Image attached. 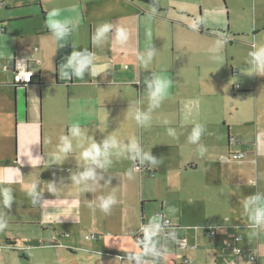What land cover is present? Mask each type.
I'll return each mask as SVG.
<instances>
[{
    "label": "crops",
    "instance_id": "obj_1",
    "mask_svg": "<svg viewBox=\"0 0 264 264\" xmlns=\"http://www.w3.org/2000/svg\"><path fill=\"white\" fill-rule=\"evenodd\" d=\"M134 1L128 5L139 26L134 42L120 43L114 36L115 29L126 27L115 22L122 16L107 13L93 20L90 15L84 19L81 36L74 34L71 43L77 44L74 51L87 50L95 57L93 71L83 78L65 77L62 65L67 63L58 62L55 85L77 88L72 121L66 119L64 125L100 129V145L109 136L123 146L135 139L141 156L150 152L159 161L153 166V160L141 163L126 158L129 170L135 162L141 164L142 171H137L141 179L152 181L147 199L155 207L160 205L164 219L171 217L161 232L162 241H173V250H162L164 264H264V227L253 228L243 207L248 196L264 193V74L256 72L249 55L259 45L257 33L253 39L244 32L237 40L230 37L231 30L227 27L229 32H224L219 23L224 4L217 0H192L180 8L166 9L165 14L144 13ZM209 8L215 12L208 22ZM260 8L264 10L263 0H251L248 10L256 14ZM149 20L158 23L155 32L147 25ZM104 22L112 25V33H105L94 44L93 35ZM3 23L0 35L10 24ZM39 31L38 37L53 35L48 27ZM38 46L45 60L41 41ZM35 47L36 42L29 40L18 51L0 48V61L6 66V72L0 68V222L7 223L0 230V264H136L122 258L125 253L119 251L123 250H108L107 240L96 230L99 200L94 196L83 199L80 194L66 198L61 187L66 184L49 185L48 180L38 182L36 178L55 174L62 159L58 152L41 149L42 117L36 103V92L41 100L44 86L41 72L33 71L39 77L29 84L14 82L15 59L25 61L29 69L31 63L43 65L41 51L35 55L40 59H31ZM148 49L155 54L145 64L140 57ZM154 73L167 76L171 84L159 106L151 109L150 120L138 124L135 111H149L146 81ZM197 124L204 131L199 141L191 143L189 136ZM169 129L175 131L174 136ZM43 130L45 135V117ZM239 152L245 154L243 159L231 158ZM33 183L36 193L28 195ZM4 189L11 191L10 207L3 204ZM84 208L91 211L90 222L83 215ZM172 221L201 226L184 232ZM171 228L175 239L167 238ZM165 254H173L175 262Z\"/></svg>",
    "mask_w": 264,
    "mask_h": 264
},
{
    "label": "rangeland",
    "instance_id": "obj_2",
    "mask_svg": "<svg viewBox=\"0 0 264 264\" xmlns=\"http://www.w3.org/2000/svg\"><path fill=\"white\" fill-rule=\"evenodd\" d=\"M128 4H126V2ZM192 0H154L156 7L145 0H135L134 2L144 13L148 11L166 13V9L173 7L180 8L183 4ZM216 1V0H215ZM224 4V11L220 13V25L223 26V31H230V37H235V40L242 38V35L249 34V39H253L252 35L256 34L257 43H264V10L258 9L256 14H252L248 8L251 0H217ZM264 1V0H263ZM42 8L40 7V4ZM131 0H0V22L7 25V30L4 35H0V46L4 50L13 52L24 45L27 41L36 42V47L32 52L31 59L41 51L43 65L39 63H31L30 69L34 72H41L44 86L41 90V100L36 92L37 106L40 115L41 110V149L46 152H58L61 155V165L55 174L36 176L38 182L48 180V184L63 183L66 186H61L65 190V196L81 195L83 199H90L94 196L100 202V197L114 195L116 203L113 204L108 213H105L100 207L96 209L95 228L107 240V245L111 247L108 250H123L125 254L135 255L141 252L139 245L135 240V236L139 233L144 235L143 228L150 219L154 216H160V205L153 206V203L147 199L151 193L150 186L152 181L148 178L141 179L140 174L133 168L129 170V161L125 156L117 158L115 155L111 157L112 163L107 169L98 167L95 164L85 162L82 157V151L87 148L92 142L98 143L99 131L93 127H80L82 135L72 138V150L74 153H60L58 145L62 135H70V128L65 127L66 119L72 121V104L77 88L58 87L54 83L55 76L59 75L58 62L61 64L67 63V58L77 47L76 43H71L74 39V34L80 33V29L84 27V19L90 17L93 20H98L104 14H112L116 19V23L121 22L126 27L128 39L127 42H134L139 31L138 21L130 15L132 9L129 3ZM208 3H211L209 1ZM230 5V7H229ZM42 9L46 12L45 19L42 16ZM53 9H59L61 12L60 18H68L76 25L75 29L70 32L63 40L57 41L54 35L38 37L41 29L46 30L47 14ZM200 14L201 11H198ZM214 9H208L205 14V20L209 22L212 18ZM127 14L129 16H127ZM111 15V16H112ZM210 16V17H207ZM150 19V18H144ZM149 28L155 32L158 23L154 20H149ZM109 23V22H108ZM104 22L103 24H108ZM70 29L72 25H69ZM208 26V25H207ZM122 28V26L120 27ZM259 28L260 31H257ZM116 29L114 36L116 35ZM91 26L85 29L87 41L89 40ZM229 32V31H228ZM227 32V33H228ZM244 32V33H243ZM112 33L111 29L108 31ZM88 34V35H87ZM81 33L77 35L79 38ZM248 39V37H247ZM42 42L45 48V57L43 48L38 46ZM63 42V43H62ZM92 42V39H91ZM250 43H256L251 40ZM171 50H168L167 58L170 57ZM0 68L6 72V66L0 61ZM59 79V76H58ZM58 82L61 83L60 80ZM29 102V101H28ZM31 103V102H30ZM43 117H45V135L43 130ZM104 128V127H103ZM101 128V129H103ZM40 138V135H39ZM40 146V145H39ZM133 165V164H132ZM91 168L95 176L90 178L87 183L88 189L80 185V192H76L78 186L73 177L79 178L80 174ZM125 169V173H122ZM131 173V175H129ZM44 174V173H43ZM92 179V183H91ZM75 187V188H73ZM92 187V190H91ZM154 190L155 188H152ZM75 190V192H73ZM144 200V201H143ZM90 210L84 208L83 215L87 216L90 222ZM167 218L171 217L166 215ZM166 220V219H165ZM169 220V219H168ZM169 220V221H170ZM175 222L172 221V225ZM178 225V230L188 232L189 227L193 228V223L187 222ZM203 235L201 231H199ZM159 240L158 247L169 252L173 250V241L161 239V233L157 237ZM190 251V250H188ZM184 250H180L181 256ZM145 264H164L165 261L156 262L150 259H144ZM129 264V262H124Z\"/></svg>",
    "mask_w": 264,
    "mask_h": 264
},
{
    "label": "clouds",
    "instance_id": "obj_3",
    "mask_svg": "<svg viewBox=\"0 0 264 264\" xmlns=\"http://www.w3.org/2000/svg\"><path fill=\"white\" fill-rule=\"evenodd\" d=\"M61 12L59 9H53L47 14L46 24L51 30L57 41L63 40L67 35L72 32L76 25L68 18H60ZM69 25L72 28L69 29ZM195 27V25H193ZM112 28L111 24H103L99 26L94 35L93 43L98 44L99 40L105 33H107ZM116 39L120 43H124L128 39L127 31L124 28H118L116 31ZM154 51L148 49L146 55H142L140 59L143 63L147 64L152 60L154 56ZM251 57L250 63L253 64L257 73L264 74V44L255 45L254 50L249 53ZM95 57L89 53L87 50L73 51L71 55L67 58V64L62 65L64 71L63 75L65 77L75 76L83 78L86 72L93 71L94 69ZM149 90V111L142 112L140 109L135 111V119L138 124H145L150 120V111L152 108L158 107L161 101L167 95L168 89L170 87L171 81L167 76L162 74H153L152 79L146 81ZM204 131V126L197 124L191 135L189 136V142L196 143L201 137V133ZM169 135H175L173 129L168 130ZM82 135L78 123H73L70 127V135H62L60 137V143L58 149L60 153H68L72 150V138L80 137ZM134 153V156H127L126 153ZM200 152L203 154L204 148L200 147ZM115 155L117 158L125 156L128 159H140L143 163L145 160H153V166L157 165L159 161H155V158L151 156L150 152H144L141 156V148L138 142L133 139L129 142L127 146L121 145L114 136H109L103 141V144H97L92 142L87 148H85L81 157L85 162L92 163L98 167L107 169L112 163L111 157ZM131 175V173H129ZM94 171L89 168L80 174L79 178L73 177V180L77 185H83L85 189L89 188L87 181L90 178H94ZM37 185L35 183L28 186V195H34L36 193ZM54 190V189H53ZM12 195L9 189L3 190V204L5 207H10L12 202ZM116 203L115 196L109 195L107 197H100L99 207L108 213L113 204ZM243 207L245 212L248 214L251 220V226L253 228L264 227V193L257 192L253 195L248 196L243 201ZM7 227L6 222H0V230ZM144 239L143 251L136 253L131 259L136 261V264H145L144 257L152 256L153 258H158L162 255V249L158 247L159 240L157 237L162 232L161 219L159 216H154L150 219L149 223L144 226ZM172 239H175V231L169 233Z\"/></svg>",
    "mask_w": 264,
    "mask_h": 264
},
{
    "label": "built area",
    "instance_id": "obj_4",
    "mask_svg": "<svg viewBox=\"0 0 264 264\" xmlns=\"http://www.w3.org/2000/svg\"><path fill=\"white\" fill-rule=\"evenodd\" d=\"M35 75L33 71H31L28 68V65L25 63V61L20 59H15V75H14V82L16 83H28L31 82L32 77ZM245 157V154L242 152L239 153H233L231 154V158L234 160H241ZM134 169L136 171H142V166L139 162L134 163ZM160 217L163 219V224H169L170 221L168 219H164L163 215L160 214ZM86 238H90L89 236H86ZM238 239V238H237ZM138 242L143 241V236L141 234L137 237ZM237 251H241L237 248ZM254 259V257H252Z\"/></svg>",
    "mask_w": 264,
    "mask_h": 264
},
{
    "label": "trees",
    "instance_id": "obj_5",
    "mask_svg": "<svg viewBox=\"0 0 264 264\" xmlns=\"http://www.w3.org/2000/svg\"><path fill=\"white\" fill-rule=\"evenodd\" d=\"M145 1H147L148 3H150V4H152L153 6L156 7V4H155L154 0H145ZM39 4H40V7H41V3H40V2H39ZM41 8H42V7H41ZM45 14H46V12L42 9V15L44 16ZM34 77L38 78V77H39V73L35 74V75L32 77V79H33ZM31 82H32V80H31ZM31 82L24 83V84H29V83H31ZM37 83H38V84H42L41 81H40L39 79L37 80ZM17 84H19V83H17ZM19 85H20V84H19ZM162 227H167V226H166L165 224H162ZM175 229H176V228H175ZM173 231H174V229L171 228V230L168 231V233H166L167 238H171V236L169 235V233H171V232H173ZM138 235H139V234H137V235L135 236V239H136V242H137V244L139 245V247H140V249H141V252H142V251H143V243L137 241V237H138ZM132 256H134V255H133V254H122V258H124V259H125V258H126V259H131ZM164 256L166 257V259H167L168 261L175 262V258H174V256H173V254H165ZM163 258H164V257H163V253H162V255H161L160 257H158V258H153L152 256H146V257H144V259H150V260H153V261H156V262L161 261V260H164ZM132 260L136 263V261H135L134 259H132ZM182 264H184V263H182Z\"/></svg>",
    "mask_w": 264,
    "mask_h": 264
},
{
    "label": "water",
    "instance_id": "obj_6",
    "mask_svg": "<svg viewBox=\"0 0 264 264\" xmlns=\"http://www.w3.org/2000/svg\"><path fill=\"white\" fill-rule=\"evenodd\" d=\"M33 59H34V60H38V59H40V58H39V57H36V56H34V57H33ZM13 69H14L13 71H15V66H14V68H13Z\"/></svg>",
    "mask_w": 264,
    "mask_h": 264
}]
</instances>
